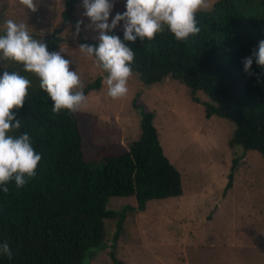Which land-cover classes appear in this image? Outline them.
Segmentation results:
<instances>
[{
  "label": "trees",
  "instance_id": "trees-1",
  "mask_svg": "<svg viewBox=\"0 0 264 264\" xmlns=\"http://www.w3.org/2000/svg\"><path fill=\"white\" fill-rule=\"evenodd\" d=\"M79 1L67 0L62 27L41 39L50 52L64 43L61 34L75 23ZM196 20L201 31L186 42L176 41L167 29L153 40L124 41L135 53L133 74L146 86L178 81L197 103L203 93L210 101L207 117L234 124L231 148L264 157V69L254 60L255 75L250 76L243 65L264 39V0H218L211 10L198 12ZM118 36L123 41V34ZM84 43L98 46L99 40L83 39ZM18 64L8 71L25 76L31 87L23 108L13 110L21 128L9 135L18 138L27 132L42 159L36 176L24 187L17 188L12 181L7 193L0 189V244L7 242L13 252L12 259L0 255V264H84L93 257L92 249L105 246L107 222L112 220L117 222L112 246L116 249L127 213L134 211L132 207L108 210L111 198H135L142 212L151 201L183 196L181 175L160 142L156 114L139 102V96L133 102L141 119L138 140L129 150L102 149L91 160L77 113L54 114L39 78ZM102 85L99 77L82 90L87 97ZM238 167L236 159L225 193L233 187ZM111 259L125 264L115 251Z\"/></svg>",
  "mask_w": 264,
  "mask_h": 264
},
{
  "label": "rangeland",
  "instance_id": "rangeland-1",
  "mask_svg": "<svg viewBox=\"0 0 264 264\" xmlns=\"http://www.w3.org/2000/svg\"><path fill=\"white\" fill-rule=\"evenodd\" d=\"M67 0H35L31 12L19 0H0V35L6 34L5 21L25 23L33 38L41 40L62 27V13ZM218 0H208L211 10ZM111 2V0H110ZM126 0H115L109 17L123 13ZM82 0L77 4L75 23L62 32L64 43L57 50L72 61L83 88L107 73L97 68L94 58L79 51L83 39L98 41L99 33L89 28L83 15ZM83 21L79 33L76 25ZM123 21L109 34L122 35ZM17 62L0 60V75L12 70ZM125 97L113 100L107 85L87 96V104L76 112L84 138V150L91 160L102 149L123 151L138 140L140 116L133 102L155 112V126L165 155L181 175V197L154 200L145 211L137 209L135 198H111L108 210L127 213L124 231L117 247L113 238L116 221H108L104 247L91 250L93 257L84 264H114L111 252L125 264H264V157L241 147L231 148L235 130L229 119L208 118L209 99L199 93V103L190 90L172 79L146 86L132 74ZM239 160L233 187L225 193L233 161Z\"/></svg>",
  "mask_w": 264,
  "mask_h": 264
},
{
  "label": "clouds",
  "instance_id": "clouds-1",
  "mask_svg": "<svg viewBox=\"0 0 264 264\" xmlns=\"http://www.w3.org/2000/svg\"><path fill=\"white\" fill-rule=\"evenodd\" d=\"M19 3L31 12L37 11L35 0H19ZM114 3L115 0H82L83 15L90 20L88 27L99 33V44H80L79 51L94 58L96 67L107 73L103 81L107 95L116 100L127 95L128 81L133 74L131 65L135 53L124 41L153 40L167 29L176 41L186 42L190 36L200 33L196 14L207 10L209 3L208 0H126V11L117 13L109 23ZM121 21L124 22L123 41L109 34ZM82 24V20L77 22V33ZM5 26L6 34L0 35V60L21 63L25 72L34 73L40 88L53 102L54 114L59 115L62 110L71 114L85 107L87 97L80 76L70 70L72 61L65 59L61 52H50L44 41L33 38L27 24L8 19ZM254 60L264 69V39L243 60L244 72L250 76L255 75ZM30 87V80L17 72L4 71L0 75V189L5 193L10 182L22 188L35 177L42 159L27 132L18 138L9 135L13 129L21 128V120L13 110L23 108ZM0 255L12 259L13 252L7 242L0 244Z\"/></svg>",
  "mask_w": 264,
  "mask_h": 264
}]
</instances>
